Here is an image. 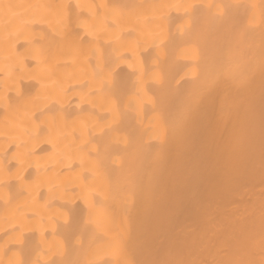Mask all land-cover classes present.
I'll return each instance as SVG.
<instances>
[{"label":"bare ground","instance_id":"6f19581e","mask_svg":"<svg viewBox=\"0 0 264 264\" xmlns=\"http://www.w3.org/2000/svg\"><path fill=\"white\" fill-rule=\"evenodd\" d=\"M0 264H264V0H0Z\"/></svg>","mask_w":264,"mask_h":264}]
</instances>
